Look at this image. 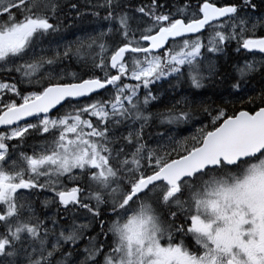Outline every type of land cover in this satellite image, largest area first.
<instances>
[{
	"label": "snow or ice",
	"instance_id": "6c2138e0",
	"mask_svg": "<svg viewBox=\"0 0 264 264\" xmlns=\"http://www.w3.org/2000/svg\"><path fill=\"white\" fill-rule=\"evenodd\" d=\"M68 7L98 30L0 0V264H264V0ZM226 79L239 109L193 91Z\"/></svg>",
	"mask_w": 264,
	"mask_h": 264
},
{
	"label": "trees",
	"instance_id": "16d2710c",
	"mask_svg": "<svg viewBox=\"0 0 264 264\" xmlns=\"http://www.w3.org/2000/svg\"><path fill=\"white\" fill-rule=\"evenodd\" d=\"M129 4H138L142 2V0H126ZM161 2H165V0H161ZM173 0H167L168 4H171ZM258 2V0H257ZM60 3L62 5L61 11L57 13V19L59 21H62L61 26V33L60 35L64 37L65 40H72L75 39L77 36H80L86 32L90 33L94 29L98 30L97 22L94 21V19L91 16H83L79 20L76 19L75 12H72L69 10L68 5L71 3L76 4H82L83 0H60ZM191 3L195 5L196 0H191ZM101 16H103V12H101ZM54 23L56 21H53ZM53 41H58V36L51 37ZM236 48L235 42H232L225 48V52L223 55H217V57H214L217 61V66L220 68L221 72L229 73L231 72V65L233 63H236L237 60H243L244 55L238 54L234 51ZM251 59V57H248ZM69 70L74 72H79L81 70V67L77 65L75 62H73L71 65H69ZM5 77L4 73H0V79H3ZM10 79V77H9ZM229 81L226 79L223 83L219 81H213V82H207L205 84V87L200 90H193L198 93L199 98L207 99V101L212 105L213 108H215L218 104L223 105L224 100H235L236 108L239 109L242 107V105L239 102V95L237 96H229L228 93L230 91L229 89ZM244 91L247 93V95H254L255 93L260 92L261 88L264 87V79L261 78L260 75L254 76L248 83H246L244 86ZM188 88V85L185 84L184 88L180 89L179 91H186ZM167 83L160 84V85H154L153 91H159L160 92V107H163L165 104H169L173 101V94L169 92ZM9 95V94H8ZM7 96H5L3 99H5V102L7 101ZM248 107H251V105H248ZM229 110L232 108V104H228ZM55 114V113H53ZM206 121L201 120L200 123H205ZM196 125H193L192 128H185L182 130L181 135H188ZM157 131L159 129H156ZM31 143V141H29Z\"/></svg>",
	"mask_w": 264,
	"mask_h": 264
},
{
	"label": "rangeland",
	"instance_id": "374dc122",
	"mask_svg": "<svg viewBox=\"0 0 264 264\" xmlns=\"http://www.w3.org/2000/svg\"><path fill=\"white\" fill-rule=\"evenodd\" d=\"M10 95V94H9Z\"/></svg>",
	"mask_w": 264,
	"mask_h": 264
}]
</instances>
